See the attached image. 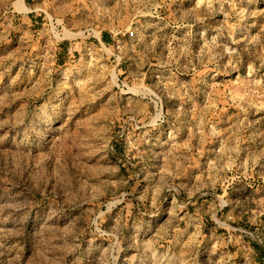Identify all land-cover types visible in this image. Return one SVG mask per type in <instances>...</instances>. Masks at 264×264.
Returning a JSON list of instances; mask_svg holds the SVG:
<instances>
[{"label":"rangeland","instance_id":"374dc122","mask_svg":"<svg viewBox=\"0 0 264 264\" xmlns=\"http://www.w3.org/2000/svg\"><path fill=\"white\" fill-rule=\"evenodd\" d=\"M0 264H264V0H0Z\"/></svg>","mask_w":264,"mask_h":264},{"label":"built area","instance_id":"2783aa9c","mask_svg":"<svg viewBox=\"0 0 264 264\" xmlns=\"http://www.w3.org/2000/svg\"><path fill=\"white\" fill-rule=\"evenodd\" d=\"M134 30H131L129 33H130V35H134Z\"/></svg>","mask_w":264,"mask_h":264}]
</instances>
